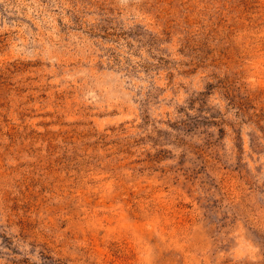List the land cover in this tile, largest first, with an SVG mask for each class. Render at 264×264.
I'll use <instances>...</instances> for the list:
<instances>
[{
  "label": "rangeland",
  "instance_id": "rangeland-1",
  "mask_svg": "<svg viewBox=\"0 0 264 264\" xmlns=\"http://www.w3.org/2000/svg\"><path fill=\"white\" fill-rule=\"evenodd\" d=\"M0 264H264V0H0Z\"/></svg>",
  "mask_w": 264,
  "mask_h": 264
}]
</instances>
